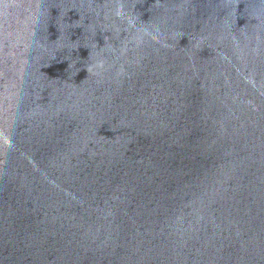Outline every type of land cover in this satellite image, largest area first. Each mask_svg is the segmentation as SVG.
Listing matches in <instances>:
<instances>
[{
    "label": "water",
    "instance_id": "1",
    "mask_svg": "<svg viewBox=\"0 0 264 264\" xmlns=\"http://www.w3.org/2000/svg\"><path fill=\"white\" fill-rule=\"evenodd\" d=\"M0 264H264V0H0Z\"/></svg>",
    "mask_w": 264,
    "mask_h": 264
}]
</instances>
